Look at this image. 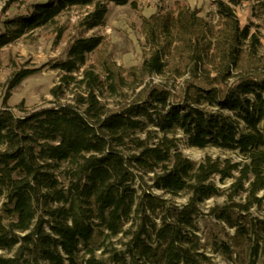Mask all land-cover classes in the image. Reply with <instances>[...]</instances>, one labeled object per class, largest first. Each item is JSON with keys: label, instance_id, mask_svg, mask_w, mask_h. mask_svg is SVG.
<instances>
[{"label": "trees", "instance_id": "1", "mask_svg": "<svg viewBox=\"0 0 264 264\" xmlns=\"http://www.w3.org/2000/svg\"><path fill=\"white\" fill-rule=\"evenodd\" d=\"M215 1L217 23L186 3L150 15L154 49L140 69L150 78L132 87V98L115 73L104 77L88 61L104 38L85 32L105 23L109 3L139 0L37 1L0 21L1 50L66 9L91 7L53 65L61 74L50 92L57 100L71 95L68 102L18 114L7 99L36 69L8 83L0 107V264H205L209 245L232 259L242 243L258 255L264 217L252 208L264 202V43L258 28L241 26L236 7L244 0ZM254 1L264 11V0ZM118 94L125 100H109ZM179 133L190 146L239 158L195 161L179 150ZM218 197L224 201L202 209ZM205 215L234 229L233 243L203 241Z\"/></svg>", "mask_w": 264, "mask_h": 264}, {"label": "rangeland", "instance_id": "2", "mask_svg": "<svg viewBox=\"0 0 264 264\" xmlns=\"http://www.w3.org/2000/svg\"><path fill=\"white\" fill-rule=\"evenodd\" d=\"M37 1L45 2L47 0H0V21L25 14L29 5ZM177 3L199 7L201 14L213 23H217L219 20L215 0H139L137 7H132L129 3L121 5L111 2L105 23L94 30L85 32L86 35L96 34L102 35L104 38L102 44L88 55V61L95 65L97 71L104 77L108 73H115L119 77V83L123 85L122 93H127L129 98L134 96L132 87L136 86L137 88L141 82H147L150 78L140 70L144 58L154 49L152 37L155 35L148 26L150 15L156 12H168ZM2 7L7 8L4 11ZM89 9L91 7L80 6L66 9L52 24L30 30L0 50V107H2L7 93L9 81L16 72L24 68H34L36 71L14 87L7 99L8 105L13 107L18 105V108H15L18 114L24 113L22 111L51 107L55 104L52 103L53 101H69L71 95L60 97L57 100L50 92V89L58 83L61 74V70L54 68L53 65L65 58L68 45L76 35L81 34L78 23ZM236 11L241 26L251 23L252 30L258 28L264 43V11L261 10V7L254 0H244L236 7ZM60 28L64 30L60 32ZM153 78L160 80L159 75H154ZM109 100L124 101L125 98L118 94ZM178 136L181 140L179 150L195 161L208 155L239 158L237 153L226 149L222 150L213 145L204 148L190 146L181 133ZM215 181L220 186L226 187L231 183V178H227L224 182H220L216 178ZM176 200L184 203L187 197L184 194L177 197ZM223 201V197L208 199L202 204V209L207 212L211 205ZM1 204L0 202V206ZM252 209L254 215L264 217V202L260 208L255 206ZM198 224L201 227L199 235L203 241H207L209 238L212 241L214 237H217L233 243L230 236L234 233V229L215 217L208 215L200 217ZM241 245V247H237L232 259H228L209 245L205 253L210 257V260L205 264H264V243L256 257L249 255L247 243Z\"/></svg>", "mask_w": 264, "mask_h": 264}]
</instances>
